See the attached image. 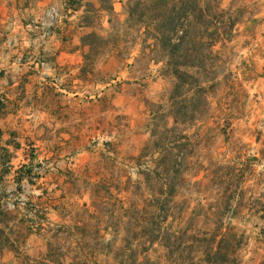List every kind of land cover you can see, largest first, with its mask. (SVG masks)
Returning a JSON list of instances; mask_svg holds the SVG:
<instances>
[{
	"label": "rangeland",
	"instance_id": "1",
	"mask_svg": "<svg viewBox=\"0 0 264 264\" xmlns=\"http://www.w3.org/2000/svg\"><path fill=\"white\" fill-rule=\"evenodd\" d=\"M149 1L69 0L77 54L5 72L0 264H264V0Z\"/></svg>",
	"mask_w": 264,
	"mask_h": 264
},
{
	"label": "crops",
	"instance_id": "2",
	"mask_svg": "<svg viewBox=\"0 0 264 264\" xmlns=\"http://www.w3.org/2000/svg\"><path fill=\"white\" fill-rule=\"evenodd\" d=\"M73 7L69 0H0V91L5 72L16 62L45 60L46 57L57 61L65 55L77 54L78 48L69 53L64 49L75 42V36L67 40L57 38L60 48L56 54H49L56 38L53 26L49 25V16L54 11L64 18L78 14L79 10ZM77 28L85 29L81 24ZM38 30L44 31V37H39ZM20 67L25 68V65L20 63ZM4 121L0 116V123Z\"/></svg>",
	"mask_w": 264,
	"mask_h": 264
},
{
	"label": "trees",
	"instance_id": "3",
	"mask_svg": "<svg viewBox=\"0 0 264 264\" xmlns=\"http://www.w3.org/2000/svg\"><path fill=\"white\" fill-rule=\"evenodd\" d=\"M154 1L155 0H150L149 3L153 4ZM149 3L147 2V4L145 6L149 5ZM140 6L141 5H138V8H140ZM217 10L221 14L224 13L222 10H220V7ZM218 11L216 13H218ZM132 16H134L133 13H132ZM150 27L147 28L148 31H151V28ZM183 29H185V28H183ZM152 31L155 33V36H156L154 39L156 41H158V42H160L161 40H163V38L166 35V34H163L159 28H154L153 29V27H152ZM172 31H173L172 33H173L174 38H172V36L171 37L170 36H167V38H166L168 40V44H167L166 48L169 47V51H170V54H171V56H170L171 57L170 58V63L168 64V66L173 70L174 74L177 75L179 73L180 69H182V68L189 69L190 66H188V64L187 63H184V62H183V64L182 63H179V62H178L179 63L178 64L177 62H175V58L176 59L180 58L178 55L180 54L181 49L183 48V46H185L186 43L185 42H182L181 43L180 39L182 37H178L180 31H182L181 28L175 27ZM89 37H91V35ZM210 47L213 48V47H216V45L215 44H211ZM157 172H158L157 168L155 170H153V171L152 170H149L147 176H154V175L157 174ZM157 210L159 211L158 212L159 215H161V211H163V212L165 211L164 210V205H162V208L161 209L158 208ZM0 211H1V204H0ZM161 222H164V225H163L164 227L162 229L168 230V229L171 228V225L168 226V224H169V218L167 216L161 217ZM53 254H54L53 253V250L50 249V251L44 257V259H42V261L29 260L30 261L29 264H55V263L52 262ZM58 264H60V263H58Z\"/></svg>",
	"mask_w": 264,
	"mask_h": 264
}]
</instances>
